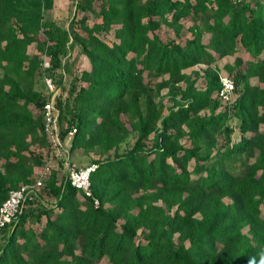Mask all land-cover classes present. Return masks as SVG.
<instances>
[{"label": "trees", "instance_id": "obj_1", "mask_svg": "<svg viewBox=\"0 0 264 264\" xmlns=\"http://www.w3.org/2000/svg\"><path fill=\"white\" fill-rule=\"evenodd\" d=\"M72 1L101 21L0 0V207L53 152L47 78L70 157L98 152L92 196L53 169V201L28 197L0 230V264H264V0ZM78 47L90 68L67 87ZM231 55L237 98L224 102L211 66ZM199 65L204 87L185 71Z\"/></svg>", "mask_w": 264, "mask_h": 264}, {"label": "rangeland", "instance_id": "obj_2", "mask_svg": "<svg viewBox=\"0 0 264 264\" xmlns=\"http://www.w3.org/2000/svg\"><path fill=\"white\" fill-rule=\"evenodd\" d=\"M85 15H89L88 16V24L89 25H93L95 22L101 21V19L97 18L94 14L89 13V12H87V14H86L85 12H82L81 10L77 9L76 4L72 0H56L54 8L50 11H47L45 17H46V19L60 20L62 22H65L67 25H69V22L72 19L79 21ZM191 22L192 21L186 22V25L184 28V36H190L191 35V32L189 30V25H191ZM163 34L166 36H169L170 38L176 37L174 32L171 30H168V29L165 30L163 32ZM102 37L111 43L115 39V32H114V30H111L108 33L104 32L102 34ZM29 52L31 54L36 53L37 52V46L32 44L29 47ZM46 59H48V58H46ZM70 62H71V69H72L73 74L70 75L68 72L65 75V81L64 82H65L67 87H70V85H71L70 83H71L75 74H77L78 77H80L83 70L90 68L89 59L85 55L81 54L79 47L76 51H73L72 55L70 56ZM234 63H235V56L231 55V56L225 57L221 61L215 62L211 66V68L220 69L219 72H220V77H221V75H230L229 72L227 71V69L225 68V65L226 64H234ZM207 68H208L207 65H199V66L191 67L185 71L187 73L193 75V77H199V85L204 87L205 82H206L205 70ZM1 75H2V71L0 70V76ZM230 76L232 78L234 77V75L233 76L230 75ZM165 77H168V76H165ZM162 78H159L158 81H161ZM251 82L256 83L257 80L255 78H252ZM52 84L54 87L53 95H56L55 96V102H56L57 96H58V94H60V89L56 90V87H55L56 84L54 82ZM38 87L44 89L45 91H49L47 89V87L44 85V83H39ZM48 88H50L49 85H48ZM167 90H168L167 88L164 89L162 91V93H166ZM236 98H237V94L234 93L232 102ZM164 103L166 105L165 113H168L169 109L173 105V101L167 97L164 99ZM63 143L65 144L63 147H61V146L57 147L53 143V152H52L51 157H50L49 162H48V165L50 168L49 174H51L52 170L54 169L59 173L60 178H62L63 175H65V173L68 175V169H67V165H66V157L64 155L63 149H64V147L70 149V146H69L70 145V138L67 139L66 142H63ZM96 157H98V152H90V153L77 152V153L71 155V160H72V163H74L75 165L82 167V166H86V165L91 164L92 160L95 159ZM49 174H48V176H49ZM44 186H45V183H44V185L40 186L39 189H37V195L36 196H39L40 198H42L45 201V203H49V202L53 201V197H51L49 195L48 191L45 189Z\"/></svg>", "mask_w": 264, "mask_h": 264}, {"label": "built area", "instance_id": "obj_3", "mask_svg": "<svg viewBox=\"0 0 264 264\" xmlns=\"http://www.w3.org/2000/svg\"><path fill=\"white\" fill-rule=\"evenodd\" d=\"M44 56L45 66H49V61ZM221 89L219 90V97L224 102H231L235 93V82L229 75H221ZM52 79L47 78V84L51 92H54ZM55 96L45 104L44 117H45V131L49 137V140L54 143L57 147H63L65 144L61 141L59 135V121H58V110L55 107ZM76 129L70 132V136H73ZM66 157V165L68 169V177L71 183L81 189L87 196H92L91 189V174L96 169V164H89L86 166H77L72 163L70 157L69 148L63 149ZM49 165L44 167L39 174V177L32 183L23 184L20 188L12 190L9 197L3 202L0 207V230L7 224L10 223L15 216L22 211L25 200L28 197L37 195V189L44 185L49 174ZM95 204L98 206L99 201L96 199Z\"/></svg>", "mask_w": 264, "mask_h": 264}]
</instances>
